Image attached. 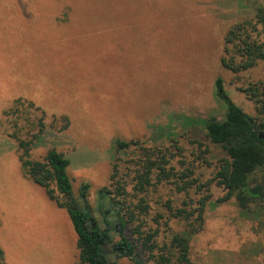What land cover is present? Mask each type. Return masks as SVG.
<instances>
[{"label": "rangeland", "instance_id": "374dc122", "mask_svg": "<svg viewBox=\"0 0 264 264\" xmlns=\"http://www.w3.org/2000/svg\"><path fill=\"white\" fill-rule=\"evenodd\" d=\"M264 0H0V248L4 264H74L76 235L66 212L50 201L21 167L17 139L30 141L28 158L40 161L50 148L68 160L73 194L88 184V205L97 220L96 191L109 184L111 163L130 181L133 148L115 152L116 140L169 148V139L195 164L199 182L214 177L222 150L205 138L203 121L221 119L230 102L250 117L254 104L238 87L264 80V64L232 74L220 63L228 29L250 20ZM67 9L68 20H58ZM43 124L39 134V120ZM203 149V148H202ZM177 160L172 166L178 168ZM264 183V170L254 176ZM127 191L130 192L129 186ZM200 232L190 241L197 264H263L261 204L240 210L210 186ZM195 191L177 193L161 184L150 198L143 231H168L153 221L161 204L194 202ZM193 206V203H191ZM107 220V219H106ZM111 226V220L108 219ZM164 220V219H162ZM183 222L169 223L172 231ZM111 261L133 264L127 259Z\"/></svg>", "mask_w": 264, "mask_h": 264}, {"label": "trees", "instance_id": "16d2710c", "mask_svg": "<svg viewBox=\"0 0 264 264\" xmlns=\"http://www.w3.org/2000/svg\"><path fill=\"white\" fill-rule=\"evenodd\" d=\"M66 11L59 22L68 20L70 11L67 14ZM223 44L220 63L232 74L264 64V6H256L252 19L231 26ZM214 85L217 98L225 105L221 119L210 117L203 121L205 138L223 152L214 177L200 183L195 176V164H204L208 152L197 141H191V144L196 146L198 153L194 152L192 160L186 162L182 149L173 139L168 140L169 148H148L139 142L116 140L113 144L115 152L133 148L136 157L129 160V172L133 174L130 181L126 182V176H120L119 163L114 158L109 184L96 191V212L104 219V224L90 210L88 184L80 185L78 197L74 196L67 174L69 160L62 153L50 148L42 160L34 161L28 158L31 140L17 139L18 149L22 150L19 161L25 174L69 218L78 251L74 264H116L111 261L112 257L115 260L127 259L133 264H197L190 259V241L202 228L213 184L223 193L216 201L218 204L233 199L240 210L248 211L252 205L259 203L264 216V183L258 184L254 180L256 173L264 170V80L237 89L254 104V117L243 113L226 98L220 78ZM41 122L40 119L39 134L33 139L42 134ZM175 158H179L177 169L172 166ZM164 183L171 184L177 193L185 195L193 190L197 199L194 202L183 201L180 207H175L172 200L161 204L166 217L157 214L153 221L159 227L162 221L168 238L166 242L159 243L158 229L143 231L142 228L149 217L150 198ZM171 221L183 222V229L172 231L169 227ZM0 264H4L1 248Z\"/></svg>", "mask_w": 264, "mask_h": 264}]
</instances>
